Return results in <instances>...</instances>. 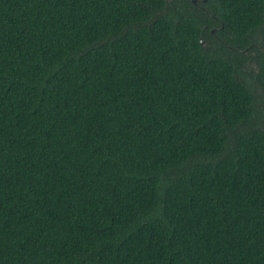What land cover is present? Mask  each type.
Returning a JSON list of instances; mask_svg holds the SVG:
<instances>
[{
  "label": "trees",
  "instance_id": "1",
  "mask_svg": "<svg viewBox=\"0 0 264 264\" xmlns=\"http://www.w3.org/2000/svg\"><path fill=\"white\" fill-rule=\"evenodd\" d=\"M0 264H264V0H0Z\"/></svg>",
  "mask_w": 264,
  "mask_h": 264
},
{
  "label": "water",
  "instance_id": "2",
  "mask_svg": "<svg viewBox=\"0 0 264 264\" xmlns=\"http://www.w3.org/2000/svg\"><path fill=\"white\" fill-rule=\"evenodd\" d=\"M203 1L205 2L206 0H203ZM193 2H195V0H193ZM211 32L213 33L214 30L212 29ZM200 43L203 44V41L201 39H200Z\"/></svg>",
  "mask_w": 264,
  "mask_h": 264
}]
</instances>
